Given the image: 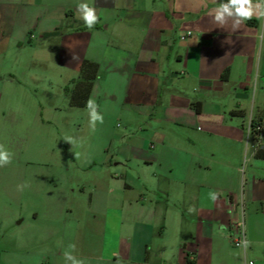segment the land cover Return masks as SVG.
<instances>
[{
    "label": "crops",
    "instance_id": "crops-1",
    "mask_svg": "<svg viewBox=\"0 0 264 264\" xmlns=\"http://www.w3.org/2000/svg\"><path fill=\"white\" fill-rule=\"evenodd\" d=\"M228 3L0 0V59L38 37L54 38L67 13L84 21L79 5H88L101 29L115 38L95 43L93 56L82 57V63L99 64L91 97L108 74L115 85L120 82L113 92L125 96L123 108L192 132L175 152L158 131L151 153L133 148L148 166H160L152 185L137 195H124L134 190L129 182L121 193L110 187L106 195L95 194L104 209L92 206L90 225L103 245L90 246L94 237L85 233L87 223L76 219V231L52 233L54 242L42 253L15 238V245L7 242L0 264H264V160L255 158L249 132L264 110V0H252L250 19L226 16L216 22L220 5ZM105 33L93 28L91 38ZM90 198L93 203L94 194ZM241 204L248 240L243 250L229 237ZM170 228L176 233L173 249L166 241L152 246ZM108 234L113 243L105 247Z\"/></svg>",
    "mask_w": 264,
    "mask_h": 264
},
{
    "label": "rangeland",
    "instance_id": "rangeland-1",
    "mask_svg": "<svg viewBox=\"0 0 264 264\" xmlns=\"http://www.w3.org/2000/svg\"><path fill=\"white\" fill-rule=\"evenodd\" d=\"M68 14L54 38L38 37L0 59V151H7L10 159L0 165V253L16 239L23 248L43 252L54 242L52 233L75 232L76 219H84L85 233L95 238L90 246L103 245L90 225L92 206L104 203L95 194L106 195L110 187L121 193L129 182L134 190L124 195H137L143 185H152L160 166H148L143 153L133 148L151 153L149 144L158 131L175 152L192 133L123 108L125 96L113 92L120 82L115 85L108 74L90 96L91 106H71L67 87L80 79L82 57L93 56L95 43H113L115 38L101 23L98 29L106 36L91 38L93 28H84L83 21ZM106 237L104 246L110 247L113 238ZM159 239L152 246L166 241L173 249L176 233L170 228Z\"/></svg>",
    "mask_w": 264,
    "mask_h": 264
},
{
    "label": "trees",
    "instance_id": "trees-1",
    "mask_svg": "<svg viewBox=\"0 0 264 264\" xmlns=\"http://www.w3.org/2000/svg\"><path fill=\"white\" fill-rule=\"evenodd\" d=\"M82 26L89 28L84 21L82 22ZM92 28H99L98 23L96 22ZM98 75L99 64L91 60H84L80 67V79L67 87L71 106L85 108L88 105ZM251 135L255 158L264 160V110L257 119L251 122Z\"/></svg>",
    "mask_w": 264,
    "mask_h": 264
},
{
    "label": "clouds",
    "instance_id": "clouds-1",
    "mask_svg": "<svg viewBox=\"0 0 264 264\" xmlns=\"http://www.w3.org/2000/svg\"><path fill=\"white\" fill-rule=\"evenodd\" d=\"M80 9H83V20L87 27L92 28L97 22L98 17L95 14L93 8L88 5H79ZM253 15L252 0H229L228 4L220 5L214 17L216 22L223 23L225 17H238L239 21L250 19ZM88 106H91V100L88 102ZM95 118V113L91 114ZM2 148V146H0ZM10 163L9 153L7 151H0V165Z\"/></svg>",
    "mask_w": 264,
    "mask_h": 264
},
{
    "label": "built area",
    "instance_id": "built-area-1",
    "mask_svg": "<svg viewBox=\"0 0 264 264\" xmlns=\"http://www.w3.org/2000/svg\"><path fill=\"white\" fill-rule=\"evenodd\" d=\"M191 32H188L186 36H190ZM186 36H183L184 39ZM249 132H251V124L249 127ZM241 214L238 218H235L230 222L229 225V237L232 240L234 247L239 249H245L248 245V240L246 237L245 230V209L244 205H240ZM249 264H253V262H249Z\"/></svg>",
    "mask_w": 264,
    "mask_h": 264
}]
</instances>
